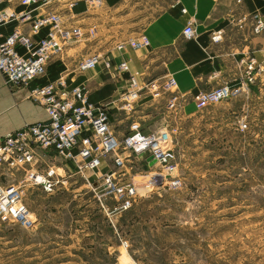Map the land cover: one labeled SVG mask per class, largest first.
I'll list each match as a JSON object with an SVG mask.
<instances>
[{
  "label": "rangeland",
  "instance_id": "rangeland-1",
  "mask_svg": "<svg viewBox=\"0 0 264 264\" xmlns=\"http://www.w3.org/2000/svg\"><path fill=\"white\" fill-rule=\"evenodd\" d=\"M171 1L137 7L146 20ZM250 96L167 116L183 182L154 188L122 213L103 207L115 200L94 195L100 186L29 187L37 222L24 227L0 215V264H264V88ZM156 102L150 107L165 108Z\"/></svg>",
  "mask_w": 264,
  "mask_h": 264
},
{
  "label": "built area",
  "instance_id": "built-area-1",
  "mask_svg": "<svg viewBox=\"0 0 264 264\" xmlns=\"http://www.w3.org/2000/svg\"><path fill=\"white\" fill-rule=\"evenodd\" d=\"M50 1L0 0L5 4L0 7V70L10 86L28 84L36 76L44 74L49 61L63 54L71 42L86 32L88 35L96 33L95 26L85 31L80 25L68 24L62 13L55 8L45 10L36 17L32 16L33 9L17 8L18 5L29 6ZM57 1L71 3V0ZM104 1L90 0L96 6L102 5ZM14 18L31 21V32H25L21 26H16L8 33L4 32L3 24ZM253 19V31L264 32V16L254 14ZM43 27L47 28L46 33L36 37L34 34ZM183 33L187 37L196 34L193 20L188 21ZM220 36L221 31H217L213 39L218 40ZM126 42L136 46L147 45L150 41L143 33L140 39L124 40L117 46L122 48ZM18 44L24 46V52H21ZM101 58L98 52L83 56L77 68L81 71L93 68ZM107 63L110 66V62ZM116 68L128 71L130 64L127 60H121ZM261 74L264 75V59L259 62L256 57L250 56L240 82H224L201 90L195 96L197 108H205L248 91L250 84L256 82ZM130 81L131 89L123 95L126 109L135 108V102L143 91L155 95L167 94L168 105L174 110L182 109L187 100V93L179 90L173 75L140 80L136 74L131 73ZM31 97L45 107L48 118L27 123L0 136V215L3 218L24 227L34 226L37 218L25 201L27 186L41 185L47 191H54L59 185L69 182V174L61 173L57 166L39 167L40 148L56 149L58 155L72 162L82 175L96 171L103 158L110 157L113 166L100 175L93 189L101 187L100 194L95 191L100 200L104 196L115 200L112 207L102 201L103 207L112 212L122 213L130 209L138 197L154 188H173L182 184L171 127L145 133L140 120L136 119L131 125L132 131L120 137L112 126L109 103L91 101L84 86L76 85L68 89L64 75L33 87ZM239 127L241 130L248 127L245 118L239 120ZM156 164H160L159 170L152 168ZM145 165L148 170L142 168ZM20 170H23L20 180L4 179V176L13 178Z\"/></svg>",
  "mask_w": 264,
  "mask_h": 264
},
{
  "label": "crops",
  "instance_id": "crops-1",
  "mask_svg": "<svg viewBox=\"0 0 264 264\" xmlns=\"http://www.w3.org/2000/svg\"><path fill=\"white\" fill-rule=\"evenodd\" d=\"M139 1L105 0L102 5L96 6L90 0H71V3L51 0L45 4L18 5V9H33V17L55 8L68 24L80 25L85 31L95 26L97 30L95 35L86 32L71 42L63 54L49 61L44 74L36 76L28 84L10 86L0 70V136L27 123L46 120L48 113L41 103L31 97V89L63 75L68 89L76 85L84 86L91 101L109 103L112 126L118 136L123 137L132 131V119L140 120L142 131L149 133L170 127V120L167 121L166 117L171 118L175 111L168 105L167 94L154 97L148 91L140 94L134 109H126L123 95L131 89V73L140 80L173 75L179 90L187 93V100L180 110L185 116H191L200 110L195 96L201 90L224 82L238 83L250 56L256 57L259 62L264 59V32L255 33L252 29L253 15L259 13L264 16V0H172L146 20L142 18L141 8L137 7ZM4 5L0 2V7ZM183 8L186 10L183 11ZM190 19L196 34L187 37L183 29ZM16 26L31 32V21H20L18 18L3 24L2 30L8 33ZM46 31L47 28L43 27L34 35L40 37ZM217 31H221V36L214 40L213 34ZM143 33L148 36L149 44L134 46L126 42L122 48L117 46L124 40L140 39ZM18 48L21 52L25 51L22 44H18ZM95 52L102 55L100 62L93 68L79 70L78 61ZM121 60L129 62L130 70L116 68ZM263 88L264 75L261 74L242 95H254ZM156 101H164L165 108L157 111L150 107ZM39 150V167L43 169L47 165H55L61 173L69 174V182L59 185L54 191H47L41 185H28L27 189L39 187L53 193L62 187L80 190L89 186L90 191L92 185L100 180V175L113 166L112 159L105 157L96 171L82 175L72 162L59 156L56 149ZM22 173L23 170H20L13 178L4 176V179L18 181L23 177ZM73 230L75 233L80 228L73 227Z\"/></svg>",
  "mask_w": 264,
  "mask_h": 264
},
{
  "label": "water",
  "instance_id": "water-1",
  "mask_svg": "<svg viewBox=\"0 0 264 264\" xmlns=\"http://www.w3.org/2000/svg\"><path fill=\"white\" fill-rule=\"evenodd\" d=\"M151 156H149V158H150Z\"/></svg>",
  "mask_w": 264,
  "mask_h": 264
}]
</instances>
